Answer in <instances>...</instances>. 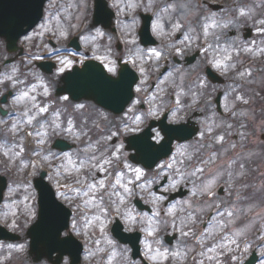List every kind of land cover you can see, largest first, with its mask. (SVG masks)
<instances>
[{"label": "clouds", "instance_id": "9594fccd", "mask_svg": "<svg viewBox=\"0 0 264 264\" xmlns=\"http://www.w3.org/2000/svg\"><path fill=\"white\" fill-rule=\"evenodd\" d=\"M32 6L0 31V264H264V0Z\"/></svg>", "mask_w": 264, "mask_h": 264}, {"label": "water", "instance_id": "95a60500", "mask_svg": "<svg viewBox=\"0 0 264 264\" xmlns=\"http://www.w3.org/2000/svg\"><path fill=\"white\" fill-rule=\"evenodd\" d=\"M4 4L5 0H0V5ZM9 15H14L17 18V23L12 28V34L15 35L25 23L32 22L36 15V9L32 6V0H8V7H0V31L9 27L7 23ZM72 86L79 87V84L73 83ZM53 218H60V216Z\"/></svg>", "mask_w": 264, "mask_h": 264}, {"label": "flooded vegetation", "instance_id": "af4514ba", "mask_svg": "<svg viewBox=\"0 0 264 264\" xmlns=\"http://www.w3.org/2000/svg\"><path fill=\"white\" fill-rule=\"evenodd\" d=\"M97 19H98V20H99V19H105V17H104L103 14H102V11H100V10H98ZM37 41H38V36L34 39L33 43H35V42H37ZM129 108L131 109L132 106L129 105ZM135 110H136V109H132L133 112H134ZM115 141H116V139H114V140L112 141V143H113V142L115 143ZM124 143L126 144V141H124ZM126 150H127V149H126ZM59 223H60V222H57V221L53 223V224L56 226V228H57V235H58V227H59ZM52 243L54 244L55 241H52ZM64 243L67 244V243H69V241H65Z\"/></svg>", "mask_w": 264, "mask_h": 264}, {"label": "rangeland", "instance_id": "374dc122", "mask_svg": "<svg viewBox=\"0 0 264 264\" xmlns=\"http://www.w3.org/2000/svg\"><path fill=\"white\" fill-rule=\"evenodd\" d=\"M114 140V139H113ZM114 143V142H113ZM115 143H117V140L115 141ZM98 176H100L101 174L97 173Z\"/></svg>", "mask_w": 264, "mask_h": 264}]
</instances>
